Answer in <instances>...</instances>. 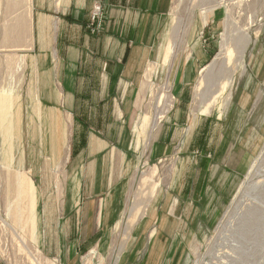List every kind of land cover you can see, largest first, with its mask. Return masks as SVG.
Returning a JSON list of instances; mask_svg holds the SVG:
<instances>
[{
    "label": "rangeland",
    "instance_id": "obj_1",
    "mask_svg": "<svg viewBox=\"0 0 264 264\" xmlns=\"http://www.w3.org/2000/svg\"><path fill=\"white\" fill-rule=\"evenodd\" d=\"M9 1L0 0L1 264H264V0H171L137 84L113 94L99 83L93 89L88 53L74 97L65 90L72 81L71 73L65 77L68 44L59 50L36 42L26 0ZM200 8L207 9L205 24ZM168 41L173 53L160 66ZM43 45L61 58L43 59ZM153 95V111L167 113L158 134L145 131L136 147L134 123ZM79 97L82 106H74ZM106 98L128 105H91ZM98 138L117 143L110 160L88 153ZM101 157L99 164L112 163L121 202L106 231L84 236L73 210L78 183H93L89 174ZM21 159L31 184L22 200ZM18 201L13 220L7 210L14 213Z\"/></svg>",
    "mask_w": 264,
    "mask_h": 264
},
{
    "label": "crops",
    "instance_id": "obj_2",
    "mask_svg": "<svg viewBox=\"0 0 264 264\" xmlns=\"http://www.w3.org/2000/svg\"><path fill=\"white\" fill-rule=\"evenodd\" d=\"M95 2L102 4L106 19L105 30L99 36L89 34L85 28ZM170 5L171 0H32L31 12L36 27L34 40L41 44L58 43L59 50L68 44L64 57L69 73L65 77L70 78L71 73L72 81L65 90H72L73 97L76 92L83 89L85 78L83 76L86 73L83 72L82 66L86 65L88 53L93 56V89L94 85L99 83L97 89L111 92L109 94H113L114 91H127L139 82L148 57L149 42L158 31L157 22L169 11ZM89 43L93 45L90 46ZM39 52L43 59L61 58V51L56 50L53 54L50 46L45 48L43 45ZM98 59L101 61L99 69L94 67L97 66ZM98 75L99 82L96 80ZM73 102L77 107L83 104L80 97L74 98ZM99 104L110 105L111 108L128 105L123 98L93 99L91 102V105ZM110 117L114 119L113 110ZM119 131L124 133V128L121 126ZM114 144L117 143L111 139H95L93 149L88 147V153L93 155L107 153L105 159L110 160L111 157L108 156L115 152ZM233 147L234 145L232 149ZM100 160L104 158L93 161V175L89 174L93 178V183H88V180L87 184L78 183V197L73 210L80 234L84 236L96 233L99 227L106 231L116 219L113 217L117 210L114 205L121 202L120 191L114 189L115 178L110 171L112 163L99 164ZM203 172L209 175L206 170ZM210 179L209 177L208 180ZM175 186H178V181L177 184L175 182ZM205 189L199 191L198 195L202 196Z\"/></svg>",
    "mask_w": 264,
    "mask_h": 264
},
{
    "label": "bare ground",
    "instance_id": "obj_3",
    "mask_svg": "<svg viewBox=\"0 0 264 264\" xmlns=\"http://www.w3.org/2000/svg\"><path fill=\"white\" fill-rule=\"evenodd\" d=\"M15 1L16 0H10L9 2L12 4V5H14L15 4ZM26 6H27V11H28V13L30 14L31 13V0H26ZM206 12H207V9H204V8H200V14H201V16H202V18H203V20H204V24H205V15H206ZM224 37V36H223ZM228 39H226V40H224V41H222V43H221V48H222V51H225L226 49H227V44H228V41H227ZM172 46H171V41H168L167 43H166V45L164 46V48H163V53H162V55H161V57H160V61L158 62V63H161L160 64V66H162L165 62H166V60H167V58H168V55H169V52L171 51V48ZM172 51H173V49H172ZM171 51V52H172ZM170 52V53H171ZM173 53V52H172ZM169 57H170V55H169ZM232 60V57H231V55H230V57L229 58H227V60H226V63L227 64H229V62ZM168 62H169V60H168ZM167 63V62H166ZM167 65H168V63H167ZM171 67V66H170ZM167 68H168V66H167ZM168 70V69H167ZM170 70V69H169ZM168 72V71H167ZM166 73V72H165ZM164 73V74H165ZM169 73H170V71H169ZM161 75V74H160ZM162 82H164V89H166V91L167 92H163V93H166V94H168V103H169V107H170V105H171V103H172V101H173V97H172V94H171V85H170V83H169V76L168 75H166L163 79H162ZM149 88H150V86H149ZM152 91V90H151ZM150 91V92H151ZM156 99H157V97L156 96H154L153 95V97H152V99H151V106H150V108H148L147 109V111L145 110V112L143 113V114H141L140 116H138L137 117V119L135 120V123H134V127H133V132H134V135H135V145H136V147H137V144H140L139 142H138V138H140V140H141V137L143 136V137H145V131L147 132L146 134H147V136L150 134L151 135V138H153V133H155V134H158L157 133V127H158V123L160 122V120L162 119V114L163 113H167V110H164L163 109V113H157V111H156V106L154 105V110H155V112L153 111V104H154V102L156 101ZM144 106V105H143ZM152 114V115H151ZM150 115H151V118H150ZM144 132V133H143ZM146 136V138H148ZM151 138H150V140H151ZM22 150V149H21ZM21 158H23V157H21ZM10 161V160H9ZM19 165V168L21 169V173H20V175H19V181H18V192H19V195L22 197H19V198H21V200L22 199H24L23 198V195H27V192H28V189L30 188V180H29V177H28V170H27V168H25L24 166H23V161H22V159L19 161V163H18ZM162 170V169H161ZM156 172H158V169L155 167V169H153V172H151V173H154V176H156L155 175V173ZM160 172V171H159ZM171 172V171H170ZM159 174V173H158ZM149 177V176H148ZM150 178H151V175H150ZM155 178V177H154ZM16 180H17V178H16ZM15 180V181H16ZM141 180V179H140ZM158 180V179H157ZM144 181V180H143ZM154 181V180H153ZM158 183H159V180H158ZM146 184H147V182H146ZM140 185V184H139ZM158 185V184H157ZM141 186H142V184H141ZM143 186H144V184H143ZM154 187V186H153ZM141 188V187H140ZM31 189V188H30ZM138 189V188H137ZM146 189V188H145ZM152 190V189H151ZM155 190H156V187H155ZM141 191V190H140ZM143 191V190H142ZM154 191V190H153ZM152 192V191H151ZM151 192H150V195H151ZM137 193V192H136ZM143 193V192H142ZM155 194V193H154ZM144 195V194H143ZM145 195H146V193H145ZM153 195V194H152ZM141 196V195H140ZM154 196V195H153ZM18 197V196H17ZM25 197V196H24ZM150 197V196H149ZM18 198V199H19ZM135 199H136V196H135ZM138 199V198H137ZM144 199H145V197H144ZM148 199V198H147ZM151 199V198H150ZM135 201V200H134ZM13 205V204H12ZM128 206H129V204H128ZM131 207H133V206H131ZM146 207V206H145ZM8 208V207H7ZM14 208V213L12 212V207L11 208H9V210H7V212H8V217H9V215L11 214H14V218H13V220L14 219H16V220H18L17 219V217L18 218H20V213H18V211H19V209H20V201H18V203H16L15 204V206L13 207ZM139 208V207H138ZM142 208V207H141ZM128 209V208H127ZM138 210V209H137ZM144 210H146V209H144ZM143 210V211H144ZM138 211H140V209L138 210ZM7 212H6V214H7ZM255 212V211H254ZM18 213V214H17ZM227 213V212H226ZM262 213H264V211H262L261 212V214ZM260 214V213H259ZM260 214V216L258 215V213L256 214L258 217H261V216H263V215H261ZM137 215V214H136ZM6 216V217H7ZM17 216V217H16ZM139 216V215H138ZM226 218V217H225ZM11 219V218H10ZM136 219V218H135ZM12 220V219H11ZM19 221H21L20 219H19ZM18 221V222H19ZM10 222V221H9ZM135 222V221H134ZM38 224V223H37ZM36 224V225H37ZM132 224V223H131ZM15 225H17V224H15ZM243 226V225H242ZM13 227V226H12ZM154 227V226H153ZM240 227V226H239ZM238 227V228H239ZM118 228V227H117ZM116 228V229H117ZM36 229V228H35ZM119 229L120 228H118V232H119ZM134 229V228H133ZM239 229H241V227L239 228ZM127 230V229H126ZM37 231V230H36ZM246 231H248V230H246ZM129 232V231H128ZM127 232V233H128ZM242 232V231H241ZM126 234V233H125ZM240 234V233H239ZM124 235V234H123ZM244 235V234H243ZM239 236H242V235H239ZM36 237H37V240L39 239V236H38V234L36 235ZM125 237V236H124ZM34 238H35V235H34ZM18 239V238H17ZM116 239V237L114 238V240ZM122 239V238H121ZM124 239H126V238H124ZM127 239H128V237H127ZM230 239V238H229ZM113 241V240H112ZM37 242H39V241H37ZM234 242V241H233ZM229 243H231V242H229ZM241 243H244V242H241ZM239 243H237V245H238ZM113 245H114V242H113ZM229 245V244H228ZM227 245V246H228ZM235 245V244H234ZM233 245V246H234ZM241 246V245H240ZM242 246H244V245H242ZM241 246V247H242ZM225 249H226V246L224 247ZM236 248V247H235ZM239 248V247H238ZM237 248V249H238ZM243 249H244V247H242ZM247 248V247H246ZM228 249H230V248H228ZM234 249V248H233ZM245 250V249H244ZM243 250V251H244ZM122 251V250H121ZM228 251H230V250H228ZM243 251L241 252L240 251V253H238V254H240L241 255V253H243ZM246 251V250H245ZM233 252V251H232ZM231 251H230V253H232ZM236 252H238V250L236 251ZM245 253V252H244ZM233 254V253H232ZM231 254V255H232ZM234 254L236 255L237 253H235V250H234ZM233 254V255H234ZM249 254V253H248ZM240 255H238V257L240 256ZM245 255V254H244ZM223 256H225V254L223 255ZM228 255H226V257H227ZM237 256V255H236ZM249 256V255H248ZM247 256V259L250 257H248ZM231 257V258H230ZM230 257H228L230 260L233 258V262H236V260H234V256L232 257V256H230ZM237 257V258H238ZM244 257V256H243ZM262 258H264V254L262 253ZM36 259V258H35ZM245 259V258H244ZM243 259V260H244ZM238 260H239V258H238ZM246 260V259H245ZM244 260V261H245ZM264 260V259H263ZM241 261V260H240ZM243 261V262H244ZM247 262V261H246ZM229 263V262H228ZM245 263V262H244ZM248 263V262H247ZM38 264V263H37ZM246 264V263H245ZM250 264H251V262H250ZM256 264V263H255Z\"/></svg>",
    "mask_w": 264,
    "mask_h": 264
},
{
    "label": "built area",
    "instance_id": "obj_4",
    "mask_svg": "<svg viewBox=\"0 0 264 264\" xmlns=\"http://www.w3.org/2000/svg\"><path fill=\"white\" fill-rule=\"evenodd\" d=\"M106 26L105 11L100 2H95L90 13L89 21L85 26L91 35H98L103 32Z\"/></svg>",
    "mask_w": 264,
    "mask_h": 264
}]
</instances>
